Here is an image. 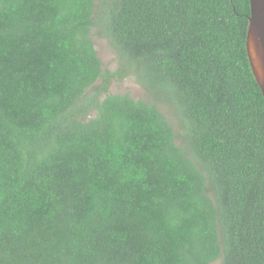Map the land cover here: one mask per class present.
Instances as JSON below:
<instances>
[{
    "label": "trees",
    "instance_id": "16d2710c",
    "mask_svg": "<svg viewBox=\"0 0 264 264\" xmlns=\"http://www.w3.org/2000/svg\"><path fill=\"white\" fill-rule=\"evenodd\" d=\"M249 16V0H0V264H264ZM116 75L180 131L106 94Z\"/></svg>",
    "mask_w": 264,
    "mask_h": 264
},
{
    "label": "rangeland",
    "instance_id": "374dc122",
    "mask_svg": "<svg viewBox=\"0 0 264 264\" xmlns=\"http://www.w3.org/2000/svg\"><path fill=\"white\" fill-rule=\"evenodd\" d=\"M91 40L97 53V57L100 60L102 72L106 75H112L116 72L121 74L122 69L120 67V56L111 47L109 42L100 32L99 28L92 29ZM101 83L102 81L99 80L96 85H99ZM106 94H128L133 100L142 101L148 104H155L159 108V110L166 116L168 121L173 125L175 131H180L174 108L169 104H163L162 102H160L157 95L149 92L144 87L139 85L132 75L124 78H120V76L118 75L112 77L107 87Z\"/></svg>",
    "mask_w": 264,
    "mask_h": 264
},
{
    "label": "water",
    "instance_id": "95a60500",
    "mask_svg": "<svg viewBox=\"0 0 264 264\" xmlns=\"http://www.w3.org/2000/svg\"><path fill=\"white\" fill-rule=\"evenodd\" d=\"M249 2L246 53L253 78L264 98V0Z\"/></svg>",
    "mask_w": 264,
    "mask_h": 264
}]
</instances>
